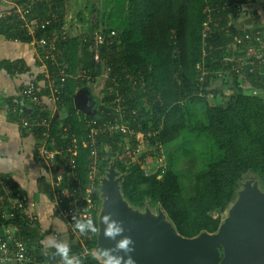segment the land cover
Returning <instances> with one entry per match:
<instances>
[{
	"label": "trees",
	"instance_id": "trees-1",
	"mask_svg": "<svg viewBox=\"0 0 264 264\" xmlns=\"http://www.w3.org/2000/svg\"><path fill=\"white\" fill-rule=\"evenodd\" d=\"M247 1L130 0L128 30L119 36L118 45L102 47L99 63L94 62L90 52V35L66 37L60 41L61 66L47 63L49 72H55V78L62 71L68 76L58 97L59 117L54 121L50 111L43 112L42 116L52 121L49 140L58 149H66L75 141L74 148L78 154L76 174L83 193L89 186L94 160L91 147L84 146L87 123L91 120L104 123L109 118L104 116V112L114 115V97L108 92L95 95L94 98L100 100L95 117L84 115L75 109L74 96L91 85L75 78L84 72L99 77L106 70L109 79L103 88L124 95L126 117L131 128L154 134L146 139L148 145L167 147L174 143L186 129L187 104L202 105L205 121L197 123L196 128L206 134L210 140L208 145L216 154L209 160L206 171L196 178L195 194L185 199L173 172L166 170L162 179H158V173L146 176L144 166L149 158L134 155L138 141L128 146L122 135L112 139L106 135L99 137L98 176L103 175L112 158L119 156L118 170L128 174L122 191L131 205L144 208L150 201L152 208L161 206L182 236L194 238L204 231L217 232L221 214L234 200L239 183L246 174L258 176L264 186V99L245 92L247 88L264 91L260 77L255 82L253 76H249V84L232 77L224 84L213 74L226 66L231 55L227 48L235 32L231 20L239 18L234 5L246 4ZM56 11L60 21L45 31L35 33L34 37L22 29L24 22L15 17L0 21V36L9 41L31 44L33 38L41 39L59 32L66 25L65 0L38 3L30 17L45 19ZM253 12L258 13H253L255 17L260 16L259 11ZM210 21L212 23L204 27ZM201 63L209 72V78L214 79V87H211V81L200 84L197 67ZM4 66L13 67L10 63ZM24 88L18 97L8 102L10 117L16 122L28 116L23 106L24 99L20 96ZM209 93H214L215 97L227 96V105H211L207 98ZM132 111L137 115L132 116ZM34 115H37L36 111L31 116ZM94 198L99 201L97 190ZM214 214H218V218ZM93 217L97 228L96 211ZM0 227L18 229L19 238L35 252L40 262L61 263L60 258L53 255L54 249L44 251V235L40 234L38 224L29 225L27 219L19 217L6 222L0 217ZM97 234L98 228L94 234L86 233L84 243L72 235L70 254L81 257L83 264H99L95 258Z\"/></svg>",
	"mask_w": 264,
	"mask_h": 264
},
{
	"label": "built area",
	"instance_id": "built-area-1",
	"mask_svg": "<svg viewBox=\"0 0 264 264\" xmlns=\"http://www.w3.org/2000/svg\"><path fill=\"white\" fill-rule=\"evenodd\" d=\"M45 1L50 2V0H0L1 4H9L11 6L8 13L0 15V21L5 18L15 17L18 21L24 22L22 29L28 35L34 37L35 33L45 31L49 26L60 21L57 11L45 19L30 17L35 5ZM50 5L51 7L54 6L52 2ZM234 8L238 10L237 16L239 18L236 21L234 19L231 20V25L235 31L232 35V41L227 47L231 55L228 58L226 66L213 74L221 82H225L228 78L232 77H238L241 80L249 82V79H247L249 76H253L255 82H258L257 77H260L259 82L262 83L264 88V80L262 79V76H264V25L262 26L256 22L249 21L251 18L249 12L256 10L262 11L264 9V0H248L246 4H235ZM230 17L231 19L233 18V16ZM211 23L212 21L205 24L204 27H207ZM66 37L69 36L66 31V26H64L61 31H55L49 36H44L41 39L33 38L31 43L36 48L41 67L45 71V81L48 86V102L53 103L56 108H58V97L62 93L61 88L64 86L68 76L62 71L55 78V72L52 74L49 72L47 63H51L55 67L61 66L59 63V59L61 58L59 43ZM204 37H207V35L205 34ZM118 38L119 35L113 31L96 32L91 37L92 46L90 52L93 54L95 63L100 62L102 47L114 43L118 45ZM204 56H206L205 53ZM229 60L231 61V65L229 64ZM203 63L197 67L199 82L200 84H204L207 81H211L209 83H211L212 87V83L215 81L213 78H209V72L205 69ZM75 79L77 81L89 82L91 85L89 88L91 89L100 84L101 81L105 84L109 79V74L108 70H106L101 76L92 77L84 72ZM251 91L260 90L251 88ZM105 92H108L114 97L112 108L114 115H107L104 112V116L109 117L104 123L101 124L100 121L96 120H91L87 123L88 133L84 146L91 147L94 160L89 173V186L85 193L82 192L81 181L76 174V158L78 154L74 148L75 141H72L73 145L66 149H58L55 143L49 140L52 121L42 116V113L48 111V108L43 103L39 87L34 82H31L20 92V96L24 99V110H26L28 116H23L20 119L19 127L24 133H29L37 137L36 158L45 162L51 169L53 175L50 183V197L59 217L68 224L72 231L71 234L73 236L75 235L81 243H84L86 233L81 234L74 229V217L80 220L86 219L93 221V212L96 211L98 213L99 211L100 201L94 198L96 190L98 193L99 178L101 177L98 176L99 137L106 135L112 139L116 132L119 136L122 135L125 137L126 145L139 139L140 141L134 150V155L137 157L150 156L149 161L144 166L146 176L158 173V179H162L166 171L165 163L163 162V146L159 144L152 146L146 142V139L152 137L154 134L137 132L131 128L129 120L126 117L127 110L124 95L113 93V90H109L108 88L104 89L103 94ZM92 96L94 97L93 94ZM209 97L215 98L214 93H209L207 98ZM35 111L37 115L32 117L31 115ZM131 115L136 116L137 112L132 111ZM52 116H54L53 113ZM64 132H67V129ZM34 209L35 204L16 185L11 176H0V217L3 221L9 222L19 217L27 219L29 225L35 226L39 223V217L34 212ZM16 230L17 232L7 233L0 239V264H49L48 262L42 263L38 260L35 252L28 248L23 239L19 238V230Z\"/></svg>",
	"mask_w": 264,
	"mask_h": 264
},
{
	"label": "water",
	"instance_id": "water-1",
	"mask_svg": "<svg viewBox=\"0 0 264 264\" xmlns=\"http://www.w3.org/2000/svg\"><path fill=\"white\" fill-rule=\"evenodd\" d=\"M99 103L89 87L74 96L75 109L90 117H95ZM58 117L56 112L54 121ZM118 160L119 156L112 158L99 178L96 252L115 246L103 235L102 220L110 214L122 222L123 235L134 242L135 264H264V186L258 176L248 173L239 183L217 232L187 238L161 206L152 208L150 201L144 208L130 204L122 191L128 174L118 170Z\"/></svg>",
	"mask_w": 264,
	"mask_h": 264
},
{
	"label": "crops",
	"instance_id": "crops-1",
	"mask_svg": "<svg viewBox=\"0 0 264 264\" xmlns=\"http://www.w3.org/2000/svg\"><path fill=\"white\" fill-rule=\"evenodd\" d=\"M10 9L9 4L0 3V15L8 13ZM65 26L67 31V23ZM69 32V37H79L71 36ZM5 63H10L13 67L9 69L4 66ZM31 82L37 83L43 103L47 105L48 111L55 114L58 108L48 102L45 71L41 67L36 48L32 44L9 41L0 36V176H11L35 204L34 212L39 217L38 230L44 235L43 249L49 251L53 250L48 244L49 239L65 242L70 247L72 234L68 224L59 217L50 197L49 186L53 175L49 166L36 158L37 137L22 131L19 122L10 117L8 104L10 99L18 97L19 91ZM244 82L249 84L248 81ZM103 87L104 82L101 81L91 88L92 94L101 95ZM247 91L251 89L247 88ZM261 92L263 91H259ZM12 232L17 230L13 227H0V239Z\"/></svg>",
	"mask_w": 264,
	"mask_h": 264
},
{
	"label": "rangeland",
	"instance_id": "rangeland-1",
	"mask_svg": "<svg viewBox=\"0 0 264 264\" xmlns=\"http://www.w3.org/2000/svg\"><path fill=\"white\" fill-rule=\"evenodd\" d=\"M129 1L65 0L67 32L71 31V33L69 32L71 36L86 34L90 35L91 38L96 32L113 31L121 36L128 30L129 26ZM253 13V11L249 12L251 17L249 21L263 26L264 10L259 11L260 16L257 17L252 15ZM226 83L227 81L224 82V84ZM212 86H215V82L212 83ZM245 92L264 99V91L261 93L259 91ZM226 97H209V102L211 105L225 106L228 102V97ZM187 109L189 113L186 129L174 143L167 147L163 146L162 151L166 170L173 172L178 178L185 199H189L195 194L196 178L206 171L209 160L216 157L215 152L208 145L210 140L206 134L196 128L197 123L205 121L204 107L202 105L187 104ZM115 136H118L116 132ZM136 141L139 143L140 140L136 139ZM127 144L128 146L132 145V143ZM149 157L147 156V158ZM214 217L218 218V214H214Z\"/></svg>",
	"mask_w": 264,
	"mask_h": 264
},
{
	"label": "clouds",
	"instance_id": "clouds-1",
	"mask_svg": "<svg viewBox=\"0 0 264 264\" xmlns=\"http://www.w3.org/2000/svg\"><path fill=\"white\" fill-rule=\"evenodd\" d=\"M102 224L104 237L114 241L115 246L113 249L97 250L95 258L99 264H135L131 255L134 252V242L123 235L122 222L113 219L109 214L103 217ZM73 227L81 234L97 232L96 225L91 220L84 221L74 217ZM118 237L122 238L117 239ZM48 244L54 249L53 255L60 258L61 264H83L81 257L70 254L71 249L67 243L49 239ZM121 252L123 255L119 254Z\"/></svg>",
	"mask_w": 264,
	"mask_h": 264
}]
</instances>
